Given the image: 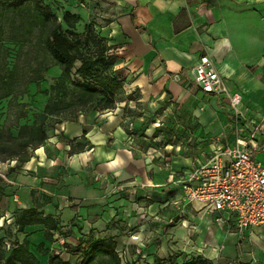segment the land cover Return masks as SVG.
I'll use <instances>...</instances> for the list:
<instances>
[{
  "label": "crops",
  "instance_id": "0c3cea01",
  "mask_svg": "<svg viewBox=\"0 0 264 264\" xmlns=\"http://www.w3.org/2000/svg\"><path fill=\"white\" fill-rule=\"evenodd\" d=\"M59 1L81 17L84 28L95 24L112 47L121 62L115 69L127 78L126 96L112 110L51 117L48 140L27 162L1 163L7 172L0 174L13 181L2 214L49 200L40 210L72 226L67 244L76 245L83 233L113 235L120 252L141 253L136 264L159 258V246L169 250V239L188 258L216 263L227 257L234 264L264 259V226L240 234L228 215L220 221L218 212L184 203L180 183L255 127L261 130L251 151L264 163V0ZM78 3L79 10L69 8ZM205 55L230 93L242 97L246 117L240 132L228 99L205 94L193 82L192 69ZM60 74L58 67L50 69L42 91ZM28 99L35 101V115L44 112L49 97L31 84L17 102ZM4 102L7 117L9 101ZM27 115L18 116L17 126L33 123ZM79 145L86 147L78 150ZM27 233L31 251L49 264L50 256L37 250L46 242L42 227ZM224 239L230 240L229 252ZM246 244L251 248L244 253Z\"/></svg>",
  "mask_w": 264,
  "mask_h": 264
},
{
  "label": "trees",
  "instance_id": "16d2710c",
  "mask_svg": "<svg viewBox=\"0 0 264 264\" xmlns=\"http://www.w3.org/2000/svg\"><path fill=\"white\" fill-rule=\"evenodd\" d=\"M63 11L60 17L46 0H0V104L8 100L9 109L17 105L24 108L27 104L16 100L28 95L31 84L38 86V93L49 97L44 112L35 114L33 123L17 126V135L8 129L0 130V163L27 162L32 152L48 140L51 117L112 110L124 93L125 83L115 69L118 58L95 24L86 25L80 32L81 17L68 9ZM54 67L61 74L52 78L48 90L42 91L40 85L48 81L47 74ZM20 113V118L27 117V112ZM85 147L79 145L78 150ZM12 186L13 181L8 183L0 175V205L10 196L7 191ZM32 195L35 198V192ZM48 204L49 200L36 202L33 208L17 209L10 215H3L0 206V264H42L28 240L27 230L35 226L42 227L49 243V247L46 242L37 246L41 255L50 256L49 264H124L123 252L118 250L113 235L83 233L76 245L67 244L72 226L45 215L40 209ZM21 234H26L24 239ZM151 264L216 263L179 253L166 261L154 257Z\"/></svg>",
  "mask_w": 264,
  "mask_h": 264
},
{
  "label": "built area",
  "instance_id": "2783aa9c",
  "mask_svg": "<svg viewBox=\"0 0 264 264\" xmlns=\"http://www.w3.org/2000/svg\"><path fill=\"white\" fill-rule=\"evenodd\" d=\"M192 77L203 93L228 99L240 132V121L246 117L241 109L242 97L230 93L208 55L200 58ZM260 130L255 127L248 138L238 136L235 146L222 148L180 181L184 203H200L221 214L220 221L228 215L240 234L264 226V163L257 161L251 151L257 147L255 133ZM0 175L12 183L6 175Z\"/></svg>",
  "mask_w": 264,
  "mask_h": 264
},
{
  "label": "rangeland",
  "instance_id": "374dc122",
  "mask_svg": "<svg viewBox=\"0 0 264 264\" xmlns=\"http://www.w3.org/2000/svg\"><path fill=\"white\" fill-rule=\"evenodd\" d=\"M47 2H49V4L51 2L52 6L54 8V11L60 17L62 16V14L64 12L63 10H66V7L63 5V2L64 1H59V0H52L51 1V0H47ZM69 8H73V9H76V10L78 9L79 10L81 8V6H80V3H78V5H72V6L69 5ZM84 14H85V12H84ZM90 14H91V16H93V12H90ZM92 20L93 19H90V22ZM94 21H96V20L94 19ZM79 30L80 31H83L84 30L83 25H81V24L79 25ZM120 65H121V62L119 60V61L116 62L115 68H118ZM121 79L123 80L124 83H126V81H127L126 79L127 78H126V76L124 74L121 75ZM125 96L126 95L121 94L120 95V98L124 99ZM18 100H20V99H17L16 101H18ZM4 101H2V102H4ZM32 102L34 103L35 101L32 100V99H28V101H26V103L25 102L22 103V104H27L26 105V107H27L26 110H27V113L29 114V117H31V119H32V116H34L33 114L35 112L34 111V108H31L30 107V106H33V103ZM5 108L6 107L4 106L3 109H5ZM1 111H2V107H1V104H0V130L1 131H6L8 129V130H11L12 131V134H16V131L17 130H16L15 127L18 125V116L20 114L21 107L19 105L11 107V109H10L9 114H8L7 117H2L5 113H2ZM27 117H28V115H27ZM23 122H24V120H23ZM0 165H1V163H0ZM5 172H7V168L5 166H2V167L0 166V173H4L5 174ZM172 242H173V239H169V242L168 243H169V246L170 247H169V250H167V251H160V248H162V245L159 246L160 248L158 249V252H157V253H159V258L162 259L163 261L164 260L166 261L169 257L171 258L172 255L179 254L180 252L185 257L188 258V256H186L183 251H180L179 252L178 250H176V247L174 249L172 247V244H173ZM223 244L225 245L227 251H228V247H229V249L232 248V247H230L231 246L230 240L224 239ZM221 245H222V243H221ZM254 245H256V244H254ZM246 247H250V244H246L245 246H243V249L242 250L244 251V253H246L248 251V249ZM227 251H225V254L226 255L229 252V251L228 252ZM140 254L137 251H135L134 253H131L129 251L128 252H125V253H122L123 258H126L127 259V261H125L124 264H134L137 261H142V259L140 258ZM151 254H154V253H151ZM151 256L152 255L149 254V258H151ZM152 259H153V257L151 258V260ZM142 264H146V262L143 261ZM216 264H234V261H230L226 257V258H222V260H220V262L219 261L218 262L216 261ZM236 264H264V259H261V260H259V259L254 260L253 259L251 262H238Z\"/></svg>",
  "mask_w": 264,
  "mask_h": 264
}]
</instances>
